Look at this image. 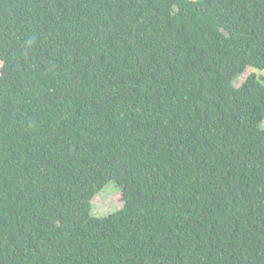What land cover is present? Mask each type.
<instances>
[{
  "label": "trees",
  "instance_id": "obj_1",
  "mask_svg": "<svg viewBox=\"0 0 264 264\" xmlns=\"http://www.w3.org/2000/svg\"><path fill=\"white\" fill-rule=\"evenodd\" d=\"M0 61V264H264V0H0Z\"/></svg>",
  "mask_w": 264,
  "mask_h": 264
},
{
  "label": "rangeland",
  "instance_id": "obj_2",
  "mask_svg": "<svg viewBox=\"0 0 264 264\" xmlns=\"http://www.w3.org/2000/svg\"><path fill=\"white\" fill-rule=\"evenodd\" d=\"M253 71L258 74L262 73L260 70L255 68H248L246 72H244V74L236 80V86L242 84L246 80L247 76ZM92 203L93 213L95 215L102 216L121 209L124 206L125 201L121 188L114 181H112L93 198Z\"/></svg>",
  "mask_w": 264,
  "mask_h": 264
}]
</instances>
